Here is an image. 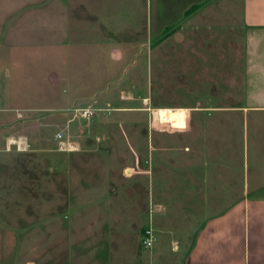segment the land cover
I'll list each match as a JSON object with an SVG mask.
<instances>
[{
  "label": "crops",
  "instance_id": "crops-1",
  "mask_svg": "<svg viewBox=\"0 0 264 264\" xmlns=\"http://www.w3.org/2000/svg\"><path fill=\"white\" fill-rule=\"evenodd\" d=\"M205 1H210V4L214 0H0V63L5 58L9 59V65L0 70L3 76L0 90L9 87L8 95L20 100L19 105L11 106H5L10 105L8 101L4 104L0 100V105H3L0 106V264H84L83 259L93 245L100 255L101 248H108L110 240H119L120 243L110 245L111 249H115L107 258L108 264H264V187L256 188L252 197L249 194L245 197L247 192L244 191L243 200L235 199L218 205L225 209L213 216L198 217L193 221L186 216L189 225L182 228L169 226L180 222L177 217L152 219V211L162 208V204L157 202H150L148 227L142 229L134 226L138 234L135 230L127 231L130 225L124 226L122 217L115 214L107 223L108 216L102 212L105 208L108 211L109 204L105 203V208L101 210L105 200L95 198L99 195L107 198L119 184L112 183L113 177L108 178L111 169L106 167L107 154L89 158L88 153L92 151L88 146L93 139L100 143V139L107 138L105 142L108 143L109 137L100 133L92 139L88 135L90 132L84 136V129H94L95 125L101 124L110 126L112 123L81 118L73 111L89 108L105 113L129 109H126L128 106L114 109L103 107L101 103L105 102L100 98L95 82L88 83L94 85V91L87 92L84 86L85 79L101 78L97 74H100L99 70L74 80L75 74H83L82 71L92 66L71 62L67 67L70 59L84 58L82 54H87V58H95L89 64L110 62L107 68L110 79H125L127 66H141L140 56H146L148 62L150 52L147 48L153 46L158 52L169 43H180L175 39L171 41L176 34L170 35V28L190 22L189 17L184 18L186 10ZM224 1L233 2L235 8L237 2L241 5V10L238 9L241 26L246 31L243 71L245 97L242 107L226 105L219 106V109L240 108L264 113V0ZM3 14H6V18H3ZM163 32H166V38L162 36ZM65 50L70 54H65ZM36 61L40 64L47 62V68L33 72ZM118 63L122 65L115 71ZM26 65L27 68L28 65L31 67L30 82L26 78L24 83H20L9 67H17L21 73L20 69H25L23 66ZM34 80H45L46 87L55 85L59 88L60 91L55 89L57 97L52 100L56 102L51 106L33 104L36 92L45 88L36 85ZM137 87L140 88V85ZM119 98L120 101L127 99L125 95ZM143 99L141 103L147 105L148 98ZM224 99L221 97L220 103ZM142 104L128 108L143 112L146 106ZM155 108L173 107L159 105ZM188 108L192 113L207 110L202 108V104ZM105 109L109 111H103ZM8 112L10 114H6ZM191 118L188 131L192 128ZM255 125L264 127V120L256 121ZM67 127L79 128L77 131L80 134H69ZM208 127V121L198 130L195 127V142L197 136ZM59 133L63 134L62 138L58 137ZM182 145L188 151L193 142ZM39 153L45 154L39 160L37 169L38 158L35 156ZM21 165L24 169L18 171ZM129 165L123 166L121 172L116 174L122 181L152 174L154 170L139 168L137 173H127L129 168H136ZM103 168L109 170L108 173L103 172ZM19 172L29 176L26 184L16 177L21 174ZM86 175L93 180L92 184L86 185ZM12 176L17 178L16 181ZM33 176L38 177L36 183L35 179L31 180ZM30 181L33 184H29ZM207 183L204 179L205 191ZM140 186L138 182L137 190ZM68 189L72 197L66 191ZM34 191L39 194L38 198L44 196V200L39 199L44 209L38 213L34 210L30 214L24 209L30 207V202H26L24 196ZM21 206L24 207L22 210L19 209ZM94 206L98 209L94 210ZM86 207L91 208L85 210ZM90 212H94L93 217L88 216ZM70 214L72 218H69ZM88 220L95 221L91 230ZM42 223L41 229L35 227ZM150 228L155 232L157 241L152 249L142 253L133 240H141L144 231ZM71 243L78 246L72 247ZM96 253H92L91 261L97 259L94 258Z\"/></svg>",
  "mask_w": 264,
  "mask_h": 264
},
{
  "label": "rangeland",
  "instance_id": "rangeland-1",
  "mask_svg": "<svg viewBox=\"0 0 264 264\" xmlns=\"http://www.w3.org/2000/svg\"><path fill=\"white\" fill-rule=\"evenodd\" d=\"M217 1L214 0L210 4V1H205L198 10L190 15L191 17L188 16L189 18L184 14V18L190 19V22L183 26L171 27L169 33L172 36L176 34L171 41L177 40L180 43H169L158 52L153 46L147 48L150 53L152 52V55L149 53L148 62L146 56H140L141 66L138 64L136 67L127 66L124 72V76L127 73L125 79L117 81L110 79L107 68L111 63L89 64L95 58L89 59L87 54H82L84 58L70 59L67 63V67L71 62L73 64L83 62L88 67L92 66L82 71L83 74H75L74 80H79L86 73L91 74L93 71L99 70L100 74H97L101 78L85 79L84 86L87 87L85 91H94V85L88 83L95 82L96 90L105 102L101 103L103 107L113 109L132 105L140 107L144 97L149 100L147 105L142 104V106H146L143 112L133 111L127 107L126 109H129L127 111L115 110L100 113V117L98 115L93 120L99 121L100 119L102 122L112 124L110 126H107L108 124L95 125L94 129L87 130L86 127L84 129V136L90 132L88 135H91L92 139L100 133L104 134V137H109L108 143L105 142L107 138L100 139V143L95 139H90L92 141L88 146V149L92 151L88 153L89 158L107 154L108 165L106 167L111 169V175H108V178L113 177L112 183L119 184L107 198L105 195L95 198L105 200L101 204V210L105 208V203L109 204L108 211L105 208L102 212L108 216L107 223H109L111 215L115 214L117 217H122L125 222L124 226L130 225V230L127 231L135 230L138 234V229H135L134 226L142 229L148 227L150 202H157L162 204V208L159 211H152V219L156 217L163 220L164 218L177 217L180 222L169 226L176 227L178 225L182 228L189 225L191 219L193 221L198 217L205 218V216H213L217 211L221 212L225 208L218 207V205H225L226 201L243 200L244 191L247 192L245 197L248 194L252 197L256 188L264 187V127L255 125L256 121L264 120V113L249 109L244 111L240 108L236 110L219 109V106L237 105L242 107L244 105L243 71L246 31L241 26L242 19L238 10H241V5L237 2L235 8L233 2ZM5 15L3 14V18H6ZM163 35L165 38L167 37L166 32H163ZM70 51L73 53L71 49ZM154 51L155 53H153ZM66 53L70 54L65 50ZM1 61L3 62L0 63V66L3 65L0 68L2 71L5 65H9V59L5 58ZM46 64L47 62L40 64L39 61H36L33 72L36 69L45 70ZM118 64L115 71H118L119 66L122 65ZM18 66L20 65L18 64ZM23 67L25 69H20L21 73L17 67L10 66L9 69L20 83H24L26 78L27 82H30L28 77L31 67L29 65L28 68L27 65ZM241 75L242 78H239ZM2 77L0 74V82ZM42 81L34 80L36 85H43L47 89L43 88L39 93L36 92L33 104L51 106L56 102L52 100L57 97L55 91L57 88L55 85L51 88L46 87V81ZM139 85L140 88L137 87ZM7 88L0 90V100L4 104L6 101L10 103L5 106L19 105L20 100L15 99L13 95H8L10 89ZM109 90L112 94L111 92L107 93ZM120 95H125L127 99L120 101ZM221 97L223 99L226 97L222 103H220ZM106 100L108 104H106ZM137 100L140 102L135 103ZM201 104L202 108L207 110H197L192 113L188 108L200 107ZM159 105L173 107L159 108L162 121L166 126H157L159 125V111L155 107ZM208 107L212 109H208ZM73 111L82 118L78 109ZM6 114H10V112ZM152 117L158 121L157 124H153L155 128L151 127L149 123ZM190 118L192 119V128L188 131L187 120ZM181 121L185 127L187 126L186 130H181L179 126ZM207 121L209 122L208 129L198 135L195 142V127L198 130ZM66 129L69 134H80L77 127H67ZM189 141L193 142V146L189 147L190 149L187 151L182 144L189 143ZM183 150L193 155L185 154ZM44 154L39 153L35 156L38 158V161L35 160L37 163L35 168L39 169L38 162L44 157ZM126 165L136 167L129 168L127 173H137L139 168L154 170L152 174L122 181L116 174L120 173L123 166ZM21 169H24L22 165L18 171H22ZM108 171L103 168V172L108 173ZM24 175L25 172H22L16 176L19 177L22 184H26V179L29 178L28 175ZM16 177L12 176V179L16 181ZM87 177L88 175L85 177L86 185L92 184L93 180ZM24 179L26 181L23 182ZM37 179V176L31 177L35 183ZM204 179L208 182L206 191L203 189ZM138 182H140L141 188L137 190ZM29 184L33 183L30 181ZM66 191L71 196V190ZM38 196L37 191L26 194L24 199L26 202H30V207L21 206L19 209L24 208L30 214L34 210L37 213L42 211L44 206L40 204L39 199L44 200V196L41 195L39 198ZM203 205L205 207H200ZM95 207L94 210L98 209ZM90 208L86 207L85 210H90ZM27 209L31 211H27ZM93 215L94 212L88 214L90 217ZM186 216L190 219L187 220ZM69 218H72L71 214ZM87 223H91L88 225L91 230L95 221L88 220ZM35 227L41 229L43 223L36 224ZM139 236L142 237L140 234ZM133 241L137 246L139 245L142 253L153 248L143 246V237L141 240L139 238ZM113 242L120 243L119 240H110L108 248L107 246L101 248L100 255L93 245V249L91 248L86 253L83 263L108 264L107 258L110 257V252L115 249L114 247V249L110 248ZM70 246L74 247L78 244L71 243ZM92 253H96L94 258L97 257V259L94 261H91Z\"/></svg>",
  "mask_w": 264,
  "mask_h": 264
},
{
  "label": "built area",
  "instance_id": "built-area-1",
  "mask_svg": "<svg viewBox=\"0 0 264 264\" xmlns=\"http://www.w3.org/2000/svg\"><path fill=\"white\" fill-rule=\"evenodd\" d=\"M78 110L80 111L81 116L84 117V118H95V117H97L99 115V113L101 111L100 109H89V108H79ZM103 111H109V110L108 109L107 110L105 109ZM158 111H159V116H158L159 117V125H157V126L158 127L159 126H166L164 124V122L162 121L161 109H158ZM188 121H189V119L187 120V124H188ZM149 123H150L151 127H154L155 128V126H153V124L154 125L157 124L158 121L157 120H154L153 117H152V119H150ZM171 128H174V127H171ZM156 129H158V128H156ZM174 129H179V128H174ZM58 137L59 138H62L63 137V134L62 133H59L58 134ZM156 241H157V237H156L155 232L153 231V229L150 228V229H147V230L144 231L143 246L145 248H151V247H153Z\"/></svg>",
  "mask_w": 264,
  "mask_h": 264
},
{
  "label": "trees",
  "instance_id": "trees-1",
  "mask_svg": "<svg viewBox=\"0 0 264 264\" xmlns=\"http://www.w3.org/2000/svg\"><path fill=\"white\" fill-rule=\"evenodd\" d=\"M200 8V5H195L193 7H191L189 10H187L185 12V17L190 16L192 13H194L196 10H198Z\"/></svg>",
  "mask_w": 264,
  "mask_h": 264
},
{
  "label": "clouds",
  "instance_id": "clouds-1",
  "mask_svg": "<svg viewBox=\"0 0 264 264\" xmlns=\"http://www.w3.org/2000/svg\"><path fill=\"white\" fill-rule=\"evenodd\" d=\"M181 128V130H186V127H185V125L184 126H182V127H180Z\"/></svg>",
  "mask_w": 264,
  "mask_h": 264
},
{
  "label": "snow or ice",
  "instance_id": "snow-or-ice-1",
  "mask_svg": "<svg viewBox=\"0 0 264 264\" xmlns=\"http://www.w3.org/2000/svg\"><path fill=\"white\" fill-rule=\"evenodd\" d=\"M180 127H182V126H184V124H183V122L181 121V123H180V125H179Z\"/></svg>",
  "mask_w": 264,
  "mask_h": 264
}]
</instances>
